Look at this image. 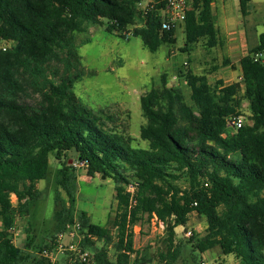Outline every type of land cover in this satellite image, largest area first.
Returning <instances> with one entry per match:
<instances>
[{
  "label": "trees",
  "instance_id": "16d2710c",
  "mask_svg": "<svg viewBox=\"0 0 264 264\" xmlns=\"http://www.w3.org/2000/svg\"><path fill=\"white\" fill-rule=\"evenodd\" d=\"M251 1L238 0L242 16ZM141 2L0 0V42L6 44L0 46V264H49L33 251L50 248L55 234L75 219L76 176L69 163L75 159L85 163L87 176L115 184L109 226L92 223L84 211L77 217L88 235L82 246L94 252V264H129L132 228L153 216L164 223L166 234L156 263H174L179 255L174 230L186 227L193 213L206 220L208 231L202 239L188 238L195 249L216 248L237 264H264V32L240 58L238 81L211 85L206 75L183 67L176 78L189 91L188 101L181 86H168L164 77L160 87L141 95L139 138L146 148L107 127L112 118L73 92L84 76L75 35L89 27H103L122 39L130 32L151 53L175 44V27L162 28L165 0H151L140 11ZM212 3L189 0L182 51L201 40L209 49L219 45ZM257 54L262 56L255 59ZM29 96L36 101L28 102ZM244 102L250 123L227 128L228 118L242 115ZM50 155L58 162L57 231L31 251L29 230L22 248L14 245L13 231L41 197L36 184L47 178ZM146 262L152 259L144 253L136 264Z\"/></svg>",
  "mask_w": 264,
  "mask_h": 264
},
{
  "label": "rangeland",
  "instance_id": "374dc122",
  "mask_svg": "<svg viewBox=\"0 0 264 264\" xmlns=\"http://www.w3.org/2000/svg\"><path fill=\"white\" fill-rule=\"evenodd\" d=\"M149 3L151 0H142L138 9L144 10ZM213 6L217 19H219L218 8L221 9V13L226 14L227 37L250 39L252 35L248 30L240 32L244 26L242 20L245 16L241 15L238 0H226L223 4L221 0H215ZM175 29V44L161 45L154 53L145 49L140 38L131 36L130 32L125 34L126 39H122L116 34L105 31L103 27H89L86 32L75 35L77 53L80 56L84 76L74 84L73 92L87 107L94 111L102 110L105 115H109L112 122L106 121L107 127L129 136L135 147H147V142L139 138V129L144 124L139 98L147 90L160 87L162 77L166 79L168 86H181L187 101L189 91L176 78L178 70L184 69L183 67H189L194 74L206 75L211 85L217 80H222L225 84L236 80L234 72L222 65L224 39H222L223 44L211 49L207 48L201 40L192 50L184 52L182 51L183 24H177ZM223 29L221 27V30ZM256 30L262 33L264 26H258ZM222 36L226 38L225 33ZM0 46L4 47L6 44L0 42ZM185 63H187L186 66H184ZM58 68L61 69V66ZM36 99L37 96H29L27 101L35 102ZM241 112L244 123H250L247 120L249 113L245 102L242 104ZM68 156L73 157L72 153H68ZM57 168L58 162L50 155L47 178L36 184L41 191L40 199L31 207L27 218L16 221L13 237L15 246L24 247L26 230H29L31 251L43 241V237H48L57 231L53 218L55 209L53 199L56 188L54 180ZM72 170L76 176L74 217L77 218L79 213L84 211L90 216L92 223L109 226L116 204L114 181L99 175L87 176L83 168H72ZM59 192L65 198L64 193ZM11 200L15 202L13 195ZM188 231L193 232L195 238L206 237L208 235L206 220L193 213L186 227L179 226L174 230L173 243L179 246V255L172 264H200L201 262L237 264L233 256H223L216 248L204 252L195 249L194 242L188 239L192 235L190 237L184 235ZM165 236V231L163 235H159L158 231L153 230L150 221H144L137 224L134 244L140 254L145 253L155 263L158 260L157 253L165 249ZM101 246L102 243H96V247ZM107 249L109 258H113L112 247L109 246ZM35 252L36 250L33 251V255L39 259V254Z\"/></svg>",
  "mask_w": 264,
  "mask_h": 264
},
{
  "label": "built area",
  "instance_id": "2783aa9c",
  "mask_svg": "<svg viewBox=\"0 0 264 264\" xmlns=\"http://www.w3.org/2000/svg\"><path fill=\"white\" fill-rule=\"evenodd\" d=\"M165 2L166 7L163 11L162 28L169 30L172 27H176L177 24H183L186 10L189 7V0H165ZM261 56V54H257L255 59ZM243 124L244 117L242 115L233 116L226 120V127L233 130H237ZM70 165L73 169L85 167V163L78 159L71 161ZM150 222L153 230L158 231L159 235H163L165 231L164 223L155 216L150 219ZM136 228L137 225L132 228L134 234ZM184 235L190 237L192 233L188 231ZM85 237H88L86 230L82 228L80 221L75 218L72 222L67 223L62 231L55 234L53 241L49 242L50 248L42 250L39 256L46 259L49 264H94V252L82 246ZM90 239L93 238L90 237ZM133 250L134 252L128 253L129 264H136L141 255L140 251L135 247L134 239ZM137 251H139V254H137ZM143 264L157 263L146 262ZM200 264L205 263L201 262Z\"/></svg>",
  "mask_w": 264,
  "mask_h": 264
},
{
  "label": "crops",
  "instance_id": "0c3cea01",
  "mask_svg": "<svg viewBox=\"0 0 264 264\" xmlns=\"http://www.w3.org/2000/svg\"><path fill=\"white\" fill-rule=\"evenodd\" d=\"M225 1L226 0H221L222 4L225 3ZM214 2L215 0H213L212 9L214 8L213 6ZM213 14L215 15L216 26L219 31V39H220L219 45L223 44L222 39L225 40L222 65L230 68L234 72L233 74H235L234 76L236 77V80L234 82H236L240 79V75H241L239 60L244 54H246L245 52H247L249 47L256 44L258 35L261 34L257 32L256 28L258 26H264V1L252 0L249 4V9L247 11V14L245 15L244 19L242 18L243 20L241 19L242 21H244V26L242 24L243 29L240 32L243 33L244 30H248L252 35L248 40H245V37L243 39L227 37L228 30L226 28V24H227L226 14L221 13V9L219 8H218L219 19H217V15L215 14L214 10H213ZM221 27L224 29L221 30ZM224 33L226 35V38L225 36H222V34ZM88 217L90 216L88 215Z\"/></svg>",
  "mask_w": 264,
  "mask_h": 264
}]
</instances>
